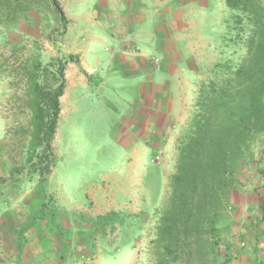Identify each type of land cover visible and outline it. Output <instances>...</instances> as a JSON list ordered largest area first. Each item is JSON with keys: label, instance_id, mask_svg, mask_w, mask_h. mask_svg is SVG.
Instances as JSON below:
<instances>
[{"label": "rangeland", "instance_id": "obj_1", "mask_svg": "<svg viewBox=\"0 0 264 264\" xmlns=\"http://www.w3.org/2000/svg\"><path fill=\"white\" fill-rule=\"evenodd\" d=\"M57 1L64 26L48 0H32L22 10L18 0H0V264H155L157 227L175 198L171 180L180 149L207 107L209 82L232 75L247 55L249 25L239 26V12L227 7L220 40L194 76L182 80L173 139L133 141L125 111L84 74L98 76L86 56L93 49L90 24H70L102 0ZM35 60L60 61L64 73L51 141L55 165L44 182L26 159L31 110L23 75ZM55 69L42 70L40 81L54 83ZM237 161L233 187L214 215L170 247L168 260L264 264V131L249 139Z\"/></svg>", "mask_w": 264, "mask_h": 264}, {"label": "trees", "instance_id": "obj_2", "mask_svg": "<svg viewBox=\"0 0 264 264\" xmlns=\"http://www.w3.org/2000/svg\"><path fill=\"white\" fill-rule=\"evenodd\" d=\"M18 1L20 10L28 9L32 2ZM48 1L57 21L64 26L67 20L58 1ZM225 4L240 13L234 15L239 26L244 22L249 25L247 55L232 75L207 85L204 95L207 107L192 121L191 134L185 137L171 180L175 198L157 227L159 252L155 264H175L168 260L174 252L170 247H179L195 224L214 215L222 193L227 194L233 187V167L241 151L255 133L264 131V0H225ZM53 66L54 83H42V70ZM84 74L93 83L101 82L99 76ZM23 76L31 110L26 159L44 182L55 165L51 141L59 119V98L64 91L63 67L60 61L42 66L35 60Z\"/></svg>", "mask_w": 264, "mask_h": 264}, {"label": "crops", "instance_id": "obj_3", "mask_svg": "<svg viewBox=\"0 0 264 264\" xmlns=\"http://www.w3.org/2000/svg\"><path fill=\"white\" fill-rule=\"evenodd\" d=\"M88 13L70 24H90L88 62L100 89L125 111L128 138L171 141L182 80L220 40L225 0H102Z\"/></svg>", "mask_w": 264, "mask_h": 264}, {"label": "clouds", "instance_id": "obj_4", "mask_svg": "<svg viewBox=\"0 0 264 264\" xmlns=\"http://www.w3.org/2000/svg\"><path fill=\"white\" fill-rule=\"evenodd\" d=\"M243 245H244V244L242 243L241 246L243 247Z\"/></svg>", "mask_w": 264, "mask_h": 264}]
</instances>
